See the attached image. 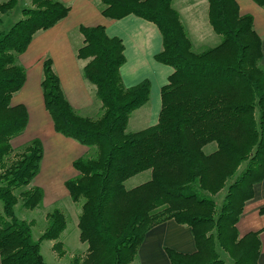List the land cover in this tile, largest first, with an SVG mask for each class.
I'll list each match as a JSON object with an SVG mask.
<instances>
[{"label": "trees", "instance_id": "1", "mask_svg": "<svg viewBox=\"0 0 264 264\" xmlns=\"http://www.w3.org/2000/svg\"><path fill=\"white\" fill-rule=\"evenodd\" d=\"M264 8V0H252ZM22 18L0 31V257L1 264H49L44 240L59 241L64 213L47 215V227L34 239L33 221L16 215V205L35 209L45 196L32 181L40 171L44 147L39 138L15 148L13 139L27 127L25 105L12 99L26 82L18 58L33 37L64 19L69 7L58 0H31ZM208 18L221 41L196 51L173 0H102V14H130L155 23L163 48L156 60L174 72L161 90L158 123L128 132L132 113L150 98V81L125 87L126 62L120 38L104 26H81L78 57L87 61L85 78L95 87L101 115L78 114L63 94L52 61L44 62L41 87L57 133L96 148L73 162L76 177L65 182L71 199H83L78 219L84 256L72 264H131L148 231L175 220L191 227L196 252L167 249L171 264H258L259 232L240 237L237 224L254 186L264 180V67L262 45L252 15H242L236 0H208ZM18 0L0 3V25ZM215 144L211 152L208 145ZM89 151V150H88ZM149 180L127 189L125 182L144 172ZM225 193L218 208L214 195ZM264 214V207L260 211Z\"/></svg>", "mask_w": 264, "mask_h": 264}, {"label": "crops", "instance_id": "2", "mask_svg": "<svg viewBox=\"0 0 264 264\" xmlns=\"http://www.w3.org/2000/svg\"><path fill=\"white\" fill-rule=\"evenodd\" d=\"M58 1L69 7V13L52 28L35 34L28 49L21 55L24 66L30 69V74L28 76L26 74V82L13 97L12 103L25 105L29 113L28 127L50 130L53 135L51 138L54 139L53 146L56 147L54 149L66 154L69 159L68 162L66 161L67 166L71 164V168L74 169L73 162L88 152V148L55 131L52 118L45 107L41 87L44 62L47 59L52 61L53 70L60 79L63 94L78 114L97 113L101 111V102L98 100L95 87L84 76L87 61L78 57V50L83 45L80 27L104 26L108 36L120 38L126 58V62L120 69L125 87H133L144 80H149L151 84L150 98L140 107L141 114L134 118L130 116L127 128H131L132 132L158 123L162 107L161 90L168 83V78L174 69L156 60V55L162 51L163 40L155 23L133 14L116 20L107 18L101 11L102 0ZM182 1L184 0H179L180 8ZM236 1L242 15L253 16L254 30L261 39V64L264 67V8L252 0ZM173 2L176 5V0ZM186 2V7L183 6V8L190 16L186 26L195 34L198 43L207 41V37H212L210 31H213L212 27L207 28L209 27L207 25H210L208 0H186ZM199 15H202V18H199ZM32 112H36L38 117L34 119V123ZM76 153L79 154L73 155ZM67 180L69 179H63L64 184ZM263 207L264 180L254 186V196L246 202L237 224L240 237L251 232H259L261 249L258 264H264V214L260 212ZM167 249L182 254L196 252L191 227L179 224L172 219L152 228L139 248L136 264H171Z\"/></svg>", "mask_w": 264, "mask_h": 264}, {"label": "rangeland", "instance_id": "3", "mask_svg": "<svg viewBox=\"0 0 264 264\" xmlns=\"http://www.w3.org/2000/svg\"><path fill=\"white\" fill-rule=\"evenodd\" d=\"M5 1L6 0H0V3ZM176 2V5H174L173 2V7L180 12L179 14L181 21L185 26L196 51H202L210 47H215L220 43L221 38L219 37V35L213 33V31H210L212 37H207V41L198 43L195 39V34L190 30L188 26H186L188 25L186 23H188L190 20L189 14H186V9L183 8V6L186 7V0L182 1L181 8L178 7L181 2H179V0H176ZM30 6H33L31 0H18V6L13 10V12L9 16L3 17L4 21L3 24L0 25V31L8 30L16 21L22 18V9L24 7ZM199 16V18H202V15ZM206 18L207 16L205 15V20ZM207 26H209L207 28H211L210 25ZM18 63L24 66V62L21 56H19L18 58ZM24 67L28 76V74H30V69L26 66ZM141 112V108L136 109L132 114L133 118L141 114ZM101 113L102 112L99 111L97 113H88L87 115L82 114V116L96 118L100 116ZM36 115V112H32L33 123L34 119L38 118L36 117ZM127 131L132 132V129L127 128ZM51 136L53 135H51L50 130L47 128L39 130L27 126L19 136L13 139V146L15 148L26 145L35 138H40L43 141L44 147V156L41 161L39 174L31 183L32 186H39L44 189V199L42 203L35 209H25L22 207L21 202L18 203V205H16V215L20 219L26 220L28 222H34L32 226L33 237L34 239L38 240L47 227L48 213L56 208L60 209L64 213L67 221L66 229L61 234L59 239L62 244L63 253H61L58 249H54L53 246L55 244V241L49 240H44L41 243V252L45 261L49 264H72L73 258L75 256H84L87 252V244L80 241V233L78 229V219L81 213L83 199L77 202L71 199L63 179H72L76 177L77 173L75 169L71 168V164H68L67 166V162L69 160L68 156L54 149L56 147L53 146L54 139L52 140ZM214 147L215 144H211L206 146L205 150L206 152H211ZM87 150L89 151L84 155H95V147L89 148ZM78 154L76 153L73 155ZM150 175V171L136 175L125 182V187L127 189H132L149 180ZM224 195L225 193L223 191H221L219 194L214 195V197L216 196L214 199L217 201L218 208L222 203ZM223 256L226 258L227 264H232L231 260L225 254ZM136 260H134L131 264H136Z\"/></svg>", "mask_w": 264, "mask_h": 264}]
</instances>
